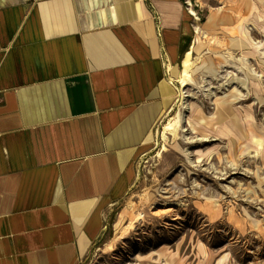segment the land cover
Here are the masks:
<instances>
[{"label": "crops", "instance_id": "obj_1", "mask_svg": "<svg viewBox=\"0 0 264 264\" xmlns=\"http://www.w3.org/2000/svg\"><path fill=\"white\" fill-rule=\"evenodd\" d=\"M186 0H0V264H76L173 106Z\"/></svg>", "mask_w": 264, "mask_h": 264}, {"label": "rangeland", "instance_id": "obj_2", "mask_svg": "<svg viewBox=\"0 0 264 264\" xmlns=\"http://www.w3.org/2000/svg\"><path fill=\"white\" fill-rule=\"evenodd\" d=\"M186 2L200 30L187 50L192 83L178 82L186 51L132 187L104 210L100 236L76 264H264V143L239 152L250 139L246 112L255 134L264 129V32L246 27L250 46L237 28L247 18L264 26V0ZM224 124L232 130L219 137Z\"/></svg>", "mask_w": 264, "mask_h": 264}, {"label": "bare ground", "instance_id": "obj_3", "mask_svg": "<svg viewBox=\"0 0 264 264\" xmlns=\"http://www.w3.org/2000/svg\"><path fill=\"white\" fill-rule=\"evenodd\" d=\"M255 8L252 7L250 14L253 15L254 13L256 14V18H260V15L258 14L257 10H255ZM193 12V11H191ZM194 13V12H193ZM247 28H252V27H256L258 29H263L264 32V26L259 25L257 21L252 20V19H245L242 23H240L237 28H238V32L240 34V36L242 37V39H244L250 46H253L250 42H248L246 35H245V29ZM199 28L196 27L195 29V35H197L199 33ZM203 35V34H201ZM204 36V35H203ZM255 46V45H254ZM257 46H261V45H257ZM255 49V48H254ZM253 49V51H254ZM249 54V53H247ZM246 54V55H247ZM251 54V53H250ZM182 73L179 75V79L178 82L180 83L181 87H185L189 84H191V76H190V71L192 68V52L189 50L185 53L183 60H182ZM172 76L176 75V70L173 68L172 72H171ZM179 74V73H178ZM184 103V102H183ZM194 104L190 105V109H193ZM245 120L247 121L248 124V128H249V132H250V139L247 142H242L239 147V152L240 153H247L249 152V148L252 145H255L257 147V151L258 150H262L263 149V143H264V129L262 130V136L260 137L259 135L255 134L254 130H253V124H251V116L248 112L245 113ZM182 120L180 114L177 115V120L176 123H179ZM226 128H228V132H231L232 128L227 126V124H224L222 126H220L218 128V135L219 137H224L226 134ZM262 155V154H261ZM198 159H200V156H198ZM171 209H167L165 211H170ZM164 212V211H161ZM157 213V212H156Z\"/></svg>", "mask_w": 264, "mask_h": 264}]
</instances>
